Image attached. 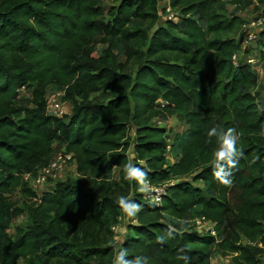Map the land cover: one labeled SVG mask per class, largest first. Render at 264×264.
<instances>
[{
  "label": "trees",
  "instance_id": "obj_1",
  "mask_svg": "<svg viewBox=\"0 0 264 264\" xmlns=\"http://www.w3.org/2000/svg\"><path fill=\"white\" fill-rule=\"evenodd\" d=\"M106 1L0 0V264H112L118 199L131 200L138 188L125 178L129 162L145 171L146 185L166 192L160 206L139 195L137 224L122 245L129 258L212 264L218 253L232 264H260L264 112L252 91L261 87L231 34L264 0H168L180 20L167 18L154 32L167 11L160 0H115L109 20ZM97 44L105 46L98 56ZM256 47L264 61V27ZM50 90L63 94L71 114L48 113ZM171 119L186 126L173 139L155 125ZM213 127L235 128L243 150L228 186L212 174ZM57 154L73 156L78 179L38 195L25 177ZM14 191L31 214L16 239L8 230L25 210L9 198ZM200 218L214 229L194 230Z\"/></svg>",
  "mask_w": 264,
  "mask_h": 264
},
{
  "label": "rangeland",
  "instance_id": "obj_2",
  "mask_svg": "<svg viewBox=\"0 0 264 264\" xmlns=\"http://www.w3.org/2000/svg\"><path fill=\"white\" fill-rule=\"evenodd\" d=\"M216 1L229 2L230 0H216ZM168 4H169L168 0H160L161 9H167V11L164 14H162V17L160 18L159 23L156 26L152 27V32L157 30L159 27L165 26L169 18H173L174 22H178L180 20L179 13L175 11H170L168 8ZM117 5L118 4L115 2V0H107L103 4L102 8L105 12L106 20H109V15H110L111 10ZM228 10H232V8L228 7ZM263 16H264V9L258 4H256L253 8H251L246 13L241 14V17L246 21V23L260 20L261 18H264ZM242 30L243 28H241L239 32L238 31L233 32L231 34V37L237 38L239 42H244ZM100 40L101 39H99L97 42H100ZM104 49H105V46L101 44H97L96 46L97 56L100 55ZM259 52L260 50L256 47V44L254 43L247 49V53L250 59L257 60V64L252 67H253V71L258 76L259 86L261 87V89L258 88L257 90L252 91V94H256V93L259 94V105H260L262 112H264V88H263L264 87V61H262V59L260 58ZM122 53H123V49L119 50L117 53L118 60L121 63L126 61V58L122 55ZM131 66H132L131 68L133 69V71H136L137 68L134 65V63ZM58 95H59L58 92H55L54 90H50L48 93V100L50 101L51 99L56 98V100L58 101L56 106L59 107L63 111V113L71 114L72 106L69 103L65 102L62 99L63 97H58ZM93 97H96V96H93ZM21 99L24 102H28L30 98H29V95L24 91L21 94ZM158 124H163L170 129L171 133L169 134V139H173L174 134L177 132L183 133L186 131L185 124L179 122L177 119H171L170 121L164 122V123L156 122L155 125H158ZM169 161L170 162L173 161L172 157H169ZM118 175H119V170L115 169L116 179H118ZM70 179L71 180L78 179L76 168L73 165H69L67 171L60 178H58L56 182H63V181H67ZM182 181H190V180H182ZM145 185L138 184L137 191H135L132 195V198H131L132 201L138 204V201L142 200L140 199L139 195H144L145 198L149 197V195L152 193L151 188H149L148 185L147 186ZM194 185L195 187L204 188L202 183H198ZM9 198L17 205V207L25 210V213L23 215L14 219V221L12 222L8 230V235L11 238L16 239L18 235L23 233L30 224L31 214L26 209V206L29 204V201H27V199L19 191L12 192V194L9 195ZM136 217L130 218V217H127L125 214H123V212L121 213L120 223L115 228V235H116L115 245L117 249L119 247H122L123 243L131 235L129 231V226L137 224ZM166 223L168 225L174 224V222L169 218H167ZM191 226L192 227L194 226V230H195V225L192 224ZM208 229H209V226L203 227V231H208ZM258 247L260 250L258 259L260 261V264H264V247L263 246H258ZM212 264H232V260H231V257H222L218 253H215L212 257Z\"/></svg>",
  "mask_w": 264,
  "mask_h": 264
},
{
  "label": "clouds",
  "instance_id": "obj_3",
  "mask_svg": "<svg viewBox=\"0 0 264 264\" xmlns=\"http://www.w3.org/2000/svg\"><path fill=\"white\" fill-rule=\"evenodd\" d=\"M209 137H215L218 141V148L213 153V176L223 185H231L232 170L237 168L240 158L243 156V150L238 146L239 136L235 128H217L213 127L208 132ZM125 178L136 182L139 185L147 183L145 171L137 167L134 163L129 162L124 168ZM118 205L123 214L127 217L134 218L140 211L141 206L136 202L129 200L126 196L121 195L118 199ZM163 242V238H160ZM112 264H150V258L145 255H136L128 257V249L119 247L114 249Z\"/></svg>",
  "mask_w": 264,
  "mask_h": 264
},
{
  "label": "built area",
  "instance_id": "obj_4",
  "mask_svg": "<svg viewBox=\"0 0 264 264\" xmlns=\"http://www.w3.org/2000/svg\"><path fill=\"white\" fill-rule=\"evenodd\" d=\"M172 19V18H170ZM264 27V19L262 18L257 21H252L246 24L243 27L242 35L244 42H241V50L242 52H246L247 49L254 43L256 44L259 39V34L261 30ZM240 56L237 54L233 58V63L235 66H239V60ZM247 61L252 66H255L257 64L256 59H250V57H247ZM58 97H63L62 93H58ZM57 100L56 98H53L48 103V113L55 115V116H63L65 113L57 107ZM74 159L72 155H63V154H57L51 164L39 172L37 176H31L27 175L25 177V180L29 183L31 189L36 192L38 195H41L42 193L46 191H50L53 187L55 182L60 178L68 169L69 165H72ZM71 163V164H70ZM74 166V165H73ZM151 188V194L148 199L151 203L160 206L163 202V197L166 194L165 187H150ZM208 231H212L215 227L213 223L206 220L205 218H200L195 221V230L199 232H203V227H208Z\"/></svg>",
  "mask_w": 264,
  "mask_h": 264
},
{
  "label": "crops",
  "instance_id": "obj_5",
  "mask_svg": "<svg viewBox=\"0 0 264 264\" xmlns=\"http://www.w3.org/2000/svg\"><path fill=\"white\" fill-rule=\"evenodd\" d=\"M174 162V161H173ZM145 186H147V185H145Z\"/></svg>",
  "mask_w": 264,
  "mask_h": 264
}]
</instances>
